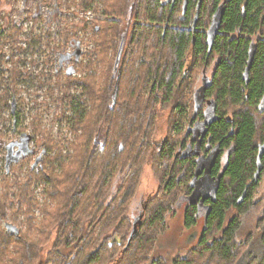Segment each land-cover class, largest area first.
<instances>
[{
    "label": "trees",
    "instance_id": "obj_1",
    "mask_svg": "<svg viewBox=\"0 0 264 264\" xmlns=\"http://www.w3.org/2000/svg\"><path fill=\"white\" fill-rule=\"evenodd\" d=\"M116 1H118L119 6H115V10L120 13L124 6L134 7L137 5L136 0H111V3L116 5ZM210 1L206 0L205 10L209 8ZM146 5L148 6L146 7L148 15H150L149 18L155 23L153 27L133 26L130 23V18L128 28L123 30L117 28L116 30V34L120 36L119 45L121 44L120 46L123 47L125 53L124 60L121 63L119 62L117 97L114 105H112L111 93L115 84V76L113 84L108 85L110 91L107 90L99 96L101 97V117L98 120L95 133L98 129L105 128L107 138L94 141L95 136H93L92 148H90L97 153L91 155L92 158L97 157L101 162L96 172L99 181L93 180L87 170L85 175H80L76 173L77 169L75 167L69 170L66 169L63 175L70 179L74 185H78L79 192L70 194L68 190L61 192V194L69 193L67 198L68 201L72 200L73 206H66L67 204H65L58 207L59 209L55 212L52 209L43 207L41 208V216H37L30 210L28 211L29 219L34 222L33 227L37 229L39 235L37 238L41 239L38 247L33 246L32 256L35 257L33 261L28 259L29 247H26V238L23 236L21 228L13 222L10 223L16 228V231L6 228L3 232V228H1V236L3 233L12 236L14 240H21V237L23 239L21 242L23 251L20 252L16 264H41L40 253L43 254L42 250L44 251L42 238H45L46 242V237L48 238L51 234L54 236L53 246L49 249V252H54V254L49 255V257L54 256V261L51 260L52 264H95V262L102 264L104 257L106 258V264L108 261H110L108 264H133L135 262L134 257L138 255H132V253L134 251L136 253L138 246L149 239V235H151L146 227L152 228L157 224L155 221H164L168 204L173 203L182 191V187L179 190V185L175 181L176 169L181 170L180 163L175 162L168 165L166 159L170 152H168L169 148L166 146V142L161 145L159 150L153 145L151 137L154 132L167 133L165 130L170 127L174 112L178 111L182 115V112L186 109L184 90L188 89L189 86H193L192 80L195 76H193V65L186 66L187 51L190 47L193 58L198 63L201 57L203 63H209L215 55L219 57L212 84L204 85L203 90L199 93L200 96H204L203 99L201 98L203 103L209 105L204 110L212 113L213 111L216 112L212 115L216 120L207 130V134L212 142L218 141L220 148V161L214 165L213 171H211V175L216 177L215 185L211 189L216 190L215 197L217 199L210 204L211 209L203 239L212 238V231L219 223L226 221L227 210L230 207L234 206L239 210L242 209L245 206V196L260 190L252 177L257 153L256 142L258 139L264 140V112L259 118L255 116V114H258L256 109L258 101L264 94V0H229L224 8L221 20L220 30L222 33L215 37L209 52H207L206 33L191 35L190 31L185 28L187 18H172L174 19V25H181L184 22L185 29L172 27L163 32L167 19L165 18L167 13L164 10L166 5L162 4L161 0H150ZM188 5L190 9L191 0ZM119 7L121 9H118ZM157 8L161 9L158 14H156ZM201 19L209 20V18ZM127 38H129V41L133 39L137 46L129 42L131 45L126 47ZM253 42L256 49L248 71V80L245 83L241 72L246 63L247 48ZM131 66L132 68L136 66V69L131 68L129 71L134 73L133 81L124 82L122 73H126ZM136 71H141L140 78L144 79L143 84L148 83L149 85V96L144 101L145 105L140 103L139 97H136L132 102L127 99L132 91L130 86L134 84L138 86L139 83ZM86 85L88 91L95 89L92 85L90 89L89 83ZM127 87L126 96L121 98L120 92ZM75 108H79L78 105ZM77 112L82 117L80 125L83 126L85 109ZM179 117L180 115L176 117L177 119H173L176 121L179 120ZM113 119L115 123L119 119L118 125L111 126ZM145 122L146 127L143 126ZM85 133L91 136L92 132L85 131ZM86 150H89L88 147ZM143 153L139 165L138 160H140ZM223 155H226V159L225 156L222 158ZM88 158L87 153L80 158L82 163L80 169L87 168ZM112 159L120 161V169L122 167L127 168L125 172L121 169L122 172L115 174L112 179L111 183L116 185V189L129 182V180L131 181L133 175H135V179H141L140 175L144 165L153 164L156 169L161 168L160 182L162 181V185L160 184V191L157 195L162 193L165 199L161 202L157 200L156 205H151V200L156 198L148 197L144 200L146 205L141 209V213L139 211L136 214L133 212L138 211V209L131 207L129 204L122 208L118 207L121 204L119 201L112 203L114 195L107 199L106 196L109 197L111 193L109 189H105L108 186L106 179L111 177V175L108 176L109 174L113 173L112 166L114 163L111 162ZM47 161H49L48 158ZM168 176L170 177L168 178ZM35 179L38 178L35 177ZM67 185L63 184L61 180H57L54 186L57 190L62 191ZM90 185H94V193H98L102 197L105 196L102 199L104 205H101L102 213H100L101 209L89 212L91 204L87 201V198L94 194L89 193L92 191L89 190ZM20 189L21 197H19L18 205L22 206L23 203L25 204L28 201L23 195L26 192V186L20 187ZM243 191H245L243 200L236 204L235 201ZM30 199L28 201L29 208L33 206L32 197ZM8 200L12 202V199ZM83 201H85L84 204ZM80 204L84 205L82 209L78 207ZM260 206L261 204L255 203L253 211L260 208ZM130 211L132 214H130ZM186 216V224H190L192 214L188 213ZM258 216H260V213H258ZM109 219L112 220L110 223H108ZM53 222H56L55 226H51ZM238 222V217L230 220L229 225L223 231L222 238L217 242V246L212 245L216 249L218 248L221 257L228 258L230 256L231 246L228 242L232 238L231 234ZM94 223H96V226L93 225L92 229H84V226ZM125 224L127 229H130V231L128 230L129 234L125 232ZM255 224L257 227L263 226L260 219L255 221ZM108 225H110V228L107 230ZM120 225H123V227ZM158 225L162 226L163 224L158 223ZM52 228L55 231L47 232ZM262 230L251 229L252 241L264 240ZM125 239L126 243L124 245L123 241ZM32 243L35 245L33 241ZM260 248H262L260 243H253L250 253L251 258L238 261L236 264H260L262 261ZM131 249L133 251L128 253ZM210 256L214 257L215 253ZM6 263H10L9 260H1V264ZM146 263H150V260Z\"/></svg>",
    "mask_w": 264,
    "mask_h": 264
},
{
    "label": "rangeland",
    "instance_id": "obj_2",
    "mask_svg": "<svg viewBox=\"0 0 264 264\" xmlns=\"http://www.w3.org/2000/svg\"><path fill=\"white\" fill-rule=\"evenodd\" d=\"M28 1L27 7L22 9V0H0V31L2 43L5 42L3 50L6 54V50L9 48V51L13 53L9 60L11 64L12 61L24 60L18 67L19 71L13 77V81L12 75L9 76V71H2L0 74V223L8 220L7 229H13L10 222L21 228V232L26 238V247H29L28 259L33 261L35 260V257L32 256L34 247L39 246L41 239L37 238L39 235L37 229L33 227L34 222L29 219L28 211L41 216L43 207L55 212L59 209L58 207L65 204L73 206L72 200L68 201L67 197H69V193L79 192V187L63 175L66 169L75 167L76 173L80 175H85L87 170L93 180L99 181L96 172L101 162L97 157L92 158L91 155L97 153L90 148H92V138L95 136V129L101 117V97L99 96L107 90L110 91L108 85L113 84L114 77L119 71V63L116 65L117 69H114L115 56L120 41V36L116 34L117 28L119 30L128 28L130 18V23L133 26L142 25L149 28L153 27L155 23L148 15L146 4L150 0H136V6H124L121 13L115 10V6H119L118 1H116V5H113L111 0ZM160 10L157 8L156 14L161 12ZM164 10L168 14V8ZM34 14H36L35 18H33ZM15 15L16 17L13 18ZM173 16L179 18L178 15ZM18 38L24 39L25 42L18 43ZM39 39L42 41L40 44H38ZM70 39L73 40L75 47L70 46ZM129 42L137 46L133 39L129 41L127 38L126 47L131 45ZM140 45L142 46V44ZM53 48L54 50L59 48L63 52L58 65H56L57 57L54 56ZM65 50L68 52L66 53ZM147 56L149 55L147 54ZM9 62L7 60V64L4 65L9 66ZM213 63L214 59L209 61V64L204 63L208 65L209 73ZM192 65L194 67L193 76L195 75L192 82L196 86V75L201 64L193 58ZM131 68L132 66L127 72L125 71L126 73H122L124 82L133 81L134 73L129 72ZM132 69H136V66ZM137 74L138 86L135 84L130 86L132 91L127 99L132 102L136 97H139L140 103L145 105L144 101L149 96V85L148 83L143 84L144 79L140 78L141 71ZM147 78L149 79V77ZM197 79L199 80V76ZM87 83L90 84V89L91 85L95 89L88 91ZM12 89L15 90L12 91ZM191 89L192 87L189 86L184 90L185 104L192 96ZM127 90L128 87L120 92L121 98L126 96ZM11 92L16 95L18 104L15 99L11 100ZM77 105L79 108L74 109ZM82 109H85L86 113L83 126L80 125L82 117L77 112ZM15 112H17V116H14V120L11 113L14 115ZM176 117V114H173L170 121L171 126L173 118ZM73 119L75 120L72 122ZM118 122L119 119L116 123L113 119L111 126L118 125ZM143 126H147L146 122ZM20 127L23 129V133L19 131ZM84 130L92 132L91 136L86 135ZM103 131L105 128L102 129ZM41 146L48 148V153L43 159L44 171L39 179H35V175H30L29 166L34 161V157L40 154ZM87 147L89 150H86ZM86 153L89 156L87 168L80 169V165H82L80 158ZM143 155L144 153L138 160L139 165ZM111 162L114 163L113 173L108 175L111 177L106 179L108 186L105 189H109L111 193L109 197L106 196L107 199L114 195L112 203L119 201L121 204L118 207L122 208L127 204L137 207L141 200L144 201L151 196L156 198L151 200V205H156L157 200L161 202L165 199L162 193L157 195L162 185V181L160 182L161 168L156 169L153 164L144 165L140 175L141 179H135V175H133L131 181L129 180L116 189V185L111 183L112 179L115 174L122 172L121 169L125 172L127 168L120 169L118 159H112ZM57 180L68 184L67 187L65 186L62 191L57 190L54 186ZM129 184L131 185L127 188ZM24 186H26V192L23 195L28 201L31 200L30 197L33 199L31 208H29L28 201L22 206L18 205L19 197H21L20 187ZM126 188L127 190H125ZM180 188L179 186V190ZM90 189L92 191L89 193L95 192L93 191L94 185H90ZM68 190L69 193L61 194ZM262 191H264V185ZM104 197L98 193L88 196L87 201L91 204L89 212L102 210ZM8 199H12V202ZM84 203L85 201H83ZM83 204L78 207L82 209ZM229 212L228 217L234 213L232 210ZM133 213L136 214L137 211ZM110 221L112 220L109 219L108 223ZM155 223L157 224L152 228L146 227L151 233L150 238L138 246L136 253L135 251L132 253V255L139 256L134 257L133 264H171V260L175 256L178 257L186 251L183 240L185 234L190 230L184 229L183 233L180 231L184 226L179 215L165 213L164 221H155ZM158 223L163 225H158ZM55 225L56 222L51 224V226ZM120 226L123 227V225ZM1 228L4 232V227ZM109 228L110 225L107 230ZM124 229L129 234L128 230L130 231V229H127L126 224ZM51 231H55V229L52 228L47 232ZM213 233L215 234L216 230ZM53 237V234L46 237V242L45 238H42L44 251L42 250L43 254L40 253L41 264H52L54 261L53 255L49 257L50 254H54V252H49L53 246ZM22 240V237L21 240H14L12 236L3 233L2 236L0 235V264L2 259L9 260L10 263L6 264H16L20 252L23 251ZM125 243L126 239L123 241L124 245ZM132 251L131 249L128 253ZM103 259L102 264H106V258ZM148 260L150 263H146ZM95 264L97 263L95 262ZM210 264H236V259L222 263L215 260L214 257Z\"/></svg>",
    "mask_w": 264,
    "mask_h": 264
},
{
    "label": "flooded vegetation",
    "instance_id": "obj_3",
    "mask_svg": "<svg viewBox=\"0 0 264 264\" xmlns=\"http://www.w3.org/2000/svg\"><path fill=\"white\" fill-rule=\"evenodd\" d=\"M189 1L190 0H186V2L184 0H161L162 4H165L166 8H168V14L165 17L167 19L164 24L163 32H165L166 29L172 27L176 29L184 28V22H182L181 25H174V19L172 18H175V16L173 15H178L179 18L182 19L187 18V24L185 28L190 31L191 35L195 36L196 34L201 35L204 34V32L206 33V45L208 46L207 52H209V49L211 48L215 37L222 33V31L220 30L221 20L224 8L229 0H211L208 4L209 8L206 10L204 9V4L206 3V0H191L190 9L188 8ZM28 2V0H22V9L27 7L26 4ZM35 15L36 14L33 15V18H35ZM195 16L196 20L194 23L193 20ZM15 17L16 15L13 16V18ZM201 18H209V20L205 21ZM15 22H17L16 19ZM22 41L25 42L24 39L22 40V38L17 39L18 43H22ZM40 43H42V41L39 39L38 44ZM0 44V74L2 73V71H9V76L12 75L11 78L13 81V77H15L17 71H19L18 67L24 60L21 59L19 60L20 62L12 61V64L9 62L13 53H11L8 48L5 54V51L3 50L5 42L4 44L2 43L1 31ZM33 44L35 43L33 42ZM69 44L70 46L75 47L73 40L71 39L69 41ZM120 45L118 46L116 52V57L118 56V63H121V61H123L125 57L124 49L123 47L121 48ZM255 49L256 47L254 45V42L250 43V46H248L247 48V59L245 66L241 72L242 79L245 81V83L247 81L243 78V73L245 67L247 66L249 53L253 52L254 55ZM65 51L66 53L68 52L67 50ZM53 52L56 53H54V56L57 57L56 65H58L60 63V55L63 54V52H61L59 48L55 50L53 48ZM187 52L188 58L186 66L189 67L188 65L192 64L193 61L191 47L188 49ZM212 59H214V63L211 72L209 73L207 71L209 70L208 65H205L203 63L201 57L199 61V64H201V66L199 68L198 74L196 75L197 85L195 86V84H193L192 86V96L187 100L188 102L186 104V109L184 112H182V115L178 111L174 112L176 116L180 115L179 120L175 121V119H177L175 118L172 121V126L170 125V127L167 129V133L163 134L160 132H154L151 137L153 145L159 150L161 148V145L166 142V146H168L169 148L168 152H170L168 154V158L166 159L168 165H172L175 162H179L181 165V170L176 169L175 171V181L180 187H182V191L180 192V194H178L177 198L172 204H168V208L166 209L165 213L168 215L169 213L171 215H179L182 218V225L184 226V228H182L180 231L182 233L184 232V229L190 231L185 234V239L183 240V243L185 244L184 246H186V251L183 254H180L178 257L175 256L171 260V264H210L211 259L214 257L215 260L220 261L222 263L223 261L230 262L234 259H236V262L246 259L249 260L251 258L250 253L252 251L253 243L261 244L262 248L259 249L261 251L262 258L261 264H264V240L261 239L260 241L255 242L251 239V229H254L256 231L263 229L262 235H264V191H262L264 185V140L258 139L256 142L257 153L255 158V168L252 177V180L257 183V188H260V190L253 192L251 195L245 196V206L242 209L239 210L234 206L230 207L227 211L229 212V210H232L234 213L230 214V217L227 216L226 221L217 225V227L215 228L216 233L214 234L213 231L211 233L212 238L203 239V235L205 234V230L207 227L206 224L208 215L211 209L210 204L211 202H215L217 199V197H215L217 194L216 190L203 191L204 180H206L207 178L209 179L210 177L212 182H215L216 177L211 175V171H213L212 168L214 167V165L217 162L219 163L220 161V148L218 141L212 142L209 135L207 134V130L216 120L215 117H212L213 113L216 112L213 111L212 113L204 110V108H207L209 105H205L203 103L201 98L203 99L204 96H200L199 94L203 90L204 85L206 86L212 84L213 82V74H215L217 70L219 57L215 55ZM7 60L9 62V66L4 65L7 64ZM198 76L199 80L197 79ZM14 90L15 89H12V91ZM11 95V100L15 99L17 103L18 101L16 99V95L12 92ZM256 109L258 114H255V116H258L259 118V116L264 112V94L258 101ZM17 112H15L14 115L13 113H11V116H13L14 118V116H17ZM19 131L23 133L22 127L19 128ZM103 138L106 139L107 135L106 132H102V129L100 128V130L98 129V132L95 134L94 141H101ZM214 150L216 151L215 157L213 156ZM47 153L48 148L41 146L40 154L34 157V161L29 166L30 175H35L39 179L40 175H42V172L44 171L43 159ZM39 156L40 158L35 163L36 159ZM224 156L226 159V155H223L222 158ZM258 165H260L261 170L257 178H255L254 173ZM169 177L170 176H168V178ZM244 195L245 191H243L242 194L238 196L235 203L239 204L243 200ZM255 203L261 204V206L260 208L253 211V206L255 205ZM144 205H146V203L141 200L140 204L137 207L134 206V208L138 209L137 212L140 211L141 213V209ZM100 213H102V210ZM188 213L192 214V222L190 224H186V215ZM258 213H260V216H258ZM130 214H132L131 211ZM235 217H238L239 222L235 226L231 234L232 238L228 242V244L231 246L230 256L228 258L221 257L219 255L218 248L216 249L215 246H217V242L222 238L223 231L229 225V221L234 219ZM259 219L263 222V226L261 227H257V225L255 224V221ZM8 224V220H4L2 223H0V229L1 227H4V229H6L8 227ZM93 225L94 224H92L91 226H84V229L90 230L93 228ZM192 228L195 229L192 230ZM212 245L215 246L213 247ZM212 252L215 253L214 257L210 256L211 254H213Z\"/></svg>",
    "mask_w": 264,
    "mask_h": 264
},
{
    "label": "water",
    "instance_id": "obj_4",
    "mask_svg": "<svg viewBox=\"0 0 264 264\" xmlns=\"http://www.w3.org/2000/svg\"><path fill=\"white\" fill-rule=\"evenodd\" d=\"M184 1L186 2V0H184ZM195 20H196V16H195V18L193 20L194 23H195ZM77 44H78V42H77ZM252 57H253V52H250L249 53V58H248V61H247V66L245 67V70H244V73H243V78L246 81H247L248 71H249V68H250V65H251V62H252ZM117 64H118V56L115 58L114 69H117L116 68ZM118 82H119V71L117 72L116 79H115V84H114V87H113V90H112V93H111V103H112V105H114L116 97H117ZM213 156L214 157L216 156V151L215 150H214ZM39 158H40V156L36 159L35 163L37 162V160ZM260 170H261V167H260V165H258L257 168H256V171L254 173V177L255 178H257V176L259 175ZM206 178H207V176H206ZM214 185H215V182H212L211 178H209V179L207 178L206 180H204L203 191H211L212 190L211 188L214 187ZM13 230L16 231V228L13 227Z\"/></svg>",
    "mask_w": 264,
    "mask_h": 264
}]
</instances>
